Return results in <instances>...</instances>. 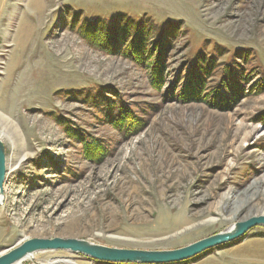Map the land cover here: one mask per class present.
Segmentation results:
<instances>
[{
  "label": "rangeland",
  "instance_id": "rangeland-1",
  "mask_svg": "<svg viewBox=\"0 0 264 264\" xmlns=\"http://www.w3.org/2000/svg\"><path fill=\"white\" fill-rule=\"evenodd\" d=\"M141 21L179 23L163 86L157 50L128 55ZM115 22L122 40L108 52L100 32ZM202 57L214 65L191 102L179 91ZM117 105L135 132L114 120ZM0 113L14 126L0 121V252L56 237L177 249L264 215V0H0ZM19 264L109 263L57 251Z\"/></svg>",
  "mask_w": 264,
  "mask_h": 264
},
{
  "label": "water",
  "instance_id": "water-1",
  "mask_svg": "<svg viewBox=\"0 0 264 264\" xmlns=\"http://www.w3.org/2000/svg\"><path fill=\"white\" fill-rule=\"evenodd\" d=\"M7 151L0 138V206L4 203L7 179ZM264 228V215L237 222L228 229L177 249L143 250L109 247L84 239L32 238L0 252V264H19L42 252L63 251L109 264H172L179 263L209 250L232 243L246 236L254 228Z\"/></svg>",
  "mask_w": 264,
  "mask_h": 264
},
{
  "label": "trees",
  "instance_id": "trees-1",
  "mask_svg": "<svg viewBox=\"0 0 264 264\" xmlns=\"http://www.w3.org/2000/svg\"><path fill=\"white\" fill-rule=\"evenodd\" d=\"M178 24L179 23H171L169 26L162 27V26H158V25L156 26L153 24L144 23L143 21H141L137 24V26L134 27L133 32L131 31L132 33H129V32L126 33V35H127L126 37L128 39L131 38V34H132L131 47L129 45V47L127 49L128 55L130 58L145 59V56L147 55L145 52V49L149 45L152 46L154 50H157L156 60L151 64V69L153 70L154 74L155 73L158 74V78L160 80L158 84L161 86H163L165 84L166 79H167V77L165 76V69L163 68V59L165 56V52L163 53V51L164 50L166 51V49L164 47L169 45V42H168L169 39L171 41L172 39L176 38V36L181 32V29H180V27H178ZM117 25H118V23L115 22L114 23V26H115L114 30L111 28L107 29V31L105 32V34H107L106 36H104L105 35L104 32H100L101 30H99V28H97L96 30H90V32H92V33L94 31V33L100 32V34H102V37L100 38L99 41L106 42L107 49H109L108 52H114V50L116 49L118 44L121 43L122 33H121V31L118 33V31L116 29ZM128 28H127V30L130 29V28L129 29ZM82 35L87 37L85 34H82ZM152 37H153V41H149V40H152L151 39ZM91 41L93 42V39ZM94 41H96V40H94ZM152 57H153V55H152ZM212 60H213V58L211 60H209V59L207 60L205 57H202V58H200L199 61H197L195 63L193 70H191L190 75H187L185 82L182 85V89L179 91V94L182 97L189 96L190 97L189 99L191 100L196 95L198 100L202 99V96L204 94V90L202 91V88L204 89L202 77H204L205 74L210 72V70L212 68V64L214 65V62ZM160 62L162 64L158 65ZM222 74H223V76H225L224 80L222 81L226 85V87H225L226 90H224V92L228 93V94L236 92V89H237L236 81L238 80L239 75L235 71H232V69L228 66L222 70ZM194 87L199 88V91H195L193 89ZM214 101H215V98H213V102ZM222 101L223 100H221V102L218 104L213 103L210 106H212V108H214L216 110H222L223 111L225 106H222ZM191 102H195V100L192 99ZM115 108H116L117 112H116V116H115L116 118H114V120L117 121L119 125L123 122L124 125H122V126L124 128H122V129L126 130L125 133L135 132L133 129V124H132L134 119L132 116L129 115V112L126 111V108H124L122 106H118V105ZM117 128H120V126H118ZM256 236L264 238V233L263 234H257ZM240 241H242V238L239 240H236L232 243H229V244L223 245L221 247L215 248L213 250H209V251H207V252H205L199 256H196L190 260L180 262V263H176V264H190V263L195 262L196 260L204 257L206 254H208V253H210L216 249H220V248L228 246V245L237 244Z\"/></svg>",
  "mask_w": 264,
  "mask_h": 264
},
{
  "label": "crops",
  "instance_id": "crops-1",
  "mask_svg": "<svg viewBox=\"0 0 264 264\" xmlns=\"http://www.w3.org/2000/svg\"><path fill=\"white\" fill-rule=\"evenodd\" d=\"M193 264H264V238L247 237L243 241L216 249Z\"/></svg>",
  "mask_w": 264,
  "mask_h": 264
},
{
  "label": "bare ground",
  "instance_id": "bare-ground-1",
  "mask_svg": "<svg viewBox=\"0 0 264 264\" xmlns=\"http://www.w3.org/2000/svg\"><path fill=\"white\" fill-rule=\"evenodd\" d=\"M0 121H1V123H5L6 125H7V127L8 128H11V129H14V126H13V124L12 123H10L9 121H7L6 120V118H4V116L2 115V113H0ZM1 123H0V125H1ZM3 126H5V125H3ZM2 126V127H3ZM14 132H15V130H13ZM9 136V134H8V132L6 131V126H5V128L3 129V130H1V134H0V138L1 139H4V138H6V137H8ZM61 238H65V237H61ZM30 239H32V238H30ZM51 239V238H50ZM26 240V239H25ZM22 242V241H21ZM20 243V242H19ZM43 253V252H42ZM36 255V254H35ZM34 255V256H35ZM33 256V257H34ZM33 257H31V258H28V259H32ZM22 263V262H21Z\"/></svg>",
  "mask_w": 264,
  "mask_h": 264
}]
</instances>
